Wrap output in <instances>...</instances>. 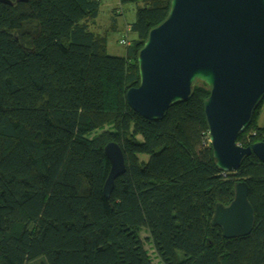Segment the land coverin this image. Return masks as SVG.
Returning a JSON list of instances; mask_svg holds the SVG:
<instances>
[{
    "label": "trees",
    "instance_id": "trees-1",
    "mask_svg": "<svg viewBox=\"0 0 264 264\" xmlns=\"http://www.w3.org/2000/svg\"><path fill=\"white\" fill-rule=\"evenodd\" d=\"M12 1H0V264H264V161L217 166L207 84L162 119L127 100L140 84L139 51L171 0H119L136 11L124 55L108 53L98 25L106 0ZM261 105L242 146L264 140ZM111 141L126 171L106 197ZM239 180L256 223L229 239L212 220Z\"/></svg>",
    "mask_w": 264,
    "mask_h": 264
},
{
    "label": "water",
    "instance_id": "water-1",
    "mask_svg": "<svg viewBox=\"0 0 264 264\" xmlns=\"http://www.w3.org/2000/svg\"><path fill=\"white\" fill-rule=\"evenodd\" d=\"M138 64L140 84L127 92L136 112L162 119L172 105L189 100L202 81L210 88L204 105L217 166L237 171L252 154L264 161V140L238 143L264 101V0H171L168 16L140 49ZM105 152L111 170L104 194L110 197L126 160L116 141L106 144ZM234 191L228 205H216L212 220L229 239L249 235L256 223L247 181H237Z\"/></svg>",
    "mask_w": 264,
    "mask_h": 264
},
{
    "label": "rangeland",
    "instance_id": "rangeland-1",
    "mask_svg": "<svg viewBox=\"0 0 264 264\" xmlns=\"http://www.w3.org/2000/svg\"><path fill=\"white\" fill-rule=\"evenodd\" d=\"M116 9L122 12L114 15ZM135 18L136 11L134 4H126L125 6H122L119 0L104 1L99 16V23H102L105 31L108 34V53L115 55H124L126 53L127 46L120 43V40L126 36V28L131 22L135 20ZM113 22H115L116 25L112 26ZM95 26L96 25L94 24L92 28L95 29ZM129 38H133V34L131 32L129 33ZM261 104L262 105L258 109L259 115L257 117V122L261 126H264V101ZM107 127L108 126L105 128ZM102 129L104 128H99L98 130L100 131ZM144 231H147V228L143 229L142 234L145 233ZM146 247L148 250H150L152 257H154V250H152L149 245H146Z\"/></svg>",
    "mask_w": 264,
    "mask_h": 264
},
{
    "label": "built area",
    "instance_id": "built-area-1",
    "mask_svg": "<svg viewBox=\"0 0 264 264\" xmlns=\"http://www.w3.org/2000/svg\"><path fill=\"white\" fill-rule=\"evenodd\" d=\"M122 43H123V44H126V43H127V41H126L125 39H123V40H122Z\"/></svg>",
    "mask_w": 264,
    "mask_h": 264
},
{
    "label": "crops",
    "instance_id": "crops-1",
    "mask_svg": "<svg viewBox=\"0 0 264 264\" xmlns=\"http://www.w3.org/2000/svg\"><path fill=\"white\" fill-rule=\"evenodd\" d=\"M101 13V12H100ZM98 21H99V17H98ZM98 25L100 26V23H98Z\"/></svg>",
    "mask_w": 264,
    "mask_h": 264
}]
</instances>
